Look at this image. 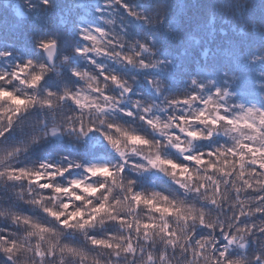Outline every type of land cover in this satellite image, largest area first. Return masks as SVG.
<instances>
[{"label":"clouds","instance_id":"1","mask_svg":"<svg viewBox=\"0 0 264 264\" xmlns=\"http://www.w3.org/2000/svg\"><path fill=\"white\" fill-rule=\"evenodd\" d=\"M0 264H264V0H0Z\"/></svg>","mask_w":264,"mask_h":264},{"label":"trees","instance_id":"2","mask_svg":"<svg viewBox=\"0 0 264 264\" xmlns=\"http://www.w3.org/2000/svg\"><path fill=\"white\" fill-rule=\"evenodd\" d=\"M252 14H254V15H258L259 14V7L258 6L253 10Z\"/></svg>","mask_w":264,"mask_h":264}]
</instances>
